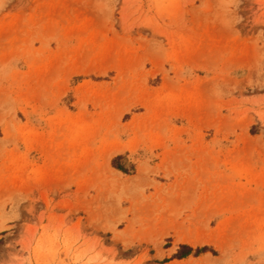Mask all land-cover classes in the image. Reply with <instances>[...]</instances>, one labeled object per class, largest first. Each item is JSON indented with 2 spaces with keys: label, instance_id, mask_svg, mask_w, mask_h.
<instances>
[{
  "label": "rangeland",
  "instance_id": "1",
  "mask_svg": "<svg viewBox=\"0 0 264 264\" xmlns=\"http://www.w3.org/2000/svg\"><path fill=\"white\" fill-rule=\"evenodd\" d=\"M187 262L264 264V0H0V264Z\"/></svg>",
  "mask_w": 264,
  "mask_h": 264
},
{
  "label": "bare ground",
  "instance_id": "2",
  "mask_svg": "<svg viewBox=\"0 0 264 264\" xmlns=\"http://www.w3.org/2000/svg\"><path fill=\"white\" fill-rule=\"evenodd\" d=\"M132 103V102H131ZM123 150V148H121V147H117V148H115V149H113V154L114 153H117V152H119V151H122ZM111 168V167H110ZM144 170V167L143 166H141L140 168H139V171L140 172H142ZM110 171H112V172H114L115 174H118V175H120V172L119 171H116V170H114V169H110ZM139 172V173H140ZM188 235V234H187ZM181 236V235H180ZM191 237H193L192 235H190ZM191 237H188V238H186V240H188V241H190L191 243H197L196 241H194ZM184 238V237H183ZM179 239H181V238H179ZM205 239V238H204ZM203 239V240H204ZM177 241H178V239H177ZM199 243V242H198ZM201 243H202V239H201ZM195 246V245H194ZM185 248V247H184ZM178 251V250H177ZM200 259V258H199ZM196 261V260H195ZM187 264H188V262H187ZM193 264H194V262H193ZM200 264V263H199Z\"/></svg>",
  "mask_w": 264,
  "mask_h": 264
},
{
  "label": "trees",
  "instance_id": "3",
  "mask_svg": "<svg viewBox=\"0 0 264 264\" xmlns=\"http://www.w3.org/2000/svg\"><path fill=\"white\" fill-rule=\"evenodd\" d=\"M116 166V165H115ZM118 169H121V167L120 166H116ZM183 256V255H182ZM181 255H180V257H182Z\"/></svg>",
  "mask_w": 264,
  "mask_h": 264
},
{
  "label": "crops",
  "instance_id": "4",
  "mask_svg": "<svg viewBox=\"0 0 264 264\" xmlns=\"http://www.w3.org/2000/svg\"><path fill=\"white\" fill-rule=\"evenodd\" d=\"M119 152H121V151H119ZM119 152H117V153H119ZM115 154V153H114ZM113 169V168H112Z\"/></svg>",
  "mask_w": 264,
  "mask_h": 264
}]
</instances>
